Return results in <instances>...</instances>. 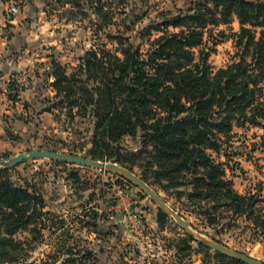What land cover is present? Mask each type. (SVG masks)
Returning a JSON list of instances; mask_svg holds the SVG:
<instances>
[{
  "label": "trees",
  "instance_id": "trees-1",
  "mask_svg": "<svg viewBox=\"0 0 264 264\" xmlns=\"http://www.w3.org/2000/svg\"><path fill=\"white\" fill-rule=\"evenodd\" d=\"M111 1L89 0L97 4L100 28L108 27L111 16L104 7ZM68 2L81 9L80 0ZM123 2L117 0V8ZM233 18L239 25L230 34L235 58L214 69L205 37L215 46L225 31L218 30L213 37L211 28L230 25ZM134 25L124 16L122 30L106 34L114 47L89 48L70 72L52 61L54 94L44 111L61 113L70 123L88 118L92 132L86 156L92 159L125 163L129 159L122 154L120 141L130 137L140 143L130 155L143 162L142 179L172 190L180 208L197 215L204 227L229 226L244 217L254 231L264 234L263 197L235 190L226 162L221 161L228 157L235 128L264 127V0H191L178 13L165 14L137 30L138 39L148 45L145 49L126 35ZM153 31L160 34L151 38ZM9 85L7 97L16 101L18 91L11 94L14 87ZM14 168L0 167V264H97L95 251L71 233L57 234L38 263L29 261L28 251L45 239L44 232L50 237L64 221L45 210L44 197L33 182L13 179ZM66 178L82 184L73 170ZM168 220L159 209L156 222L161 230ZM19 233L28 236L18 238ZM180 239L191 252H203L200 264H246L211 252L190 235Z\"/></svg>",
  "mask_w": 264,
  "mask_h": 264
},
{
  "label": "rangeland",
  "instance_id": "rangeland-1",
  "mask_svg": "<svg viewBox=\"0 0 264 264\" xmlns=\"http://www.w3.org/2000/svg\"><path fill=\"white\" fill-rule=\"evenodd\" d=\"M190 1L124 0L119 5L123 6L121 8H117V0L105 2L104 8L111 19L108 27L100 28L102 21L95 9L97 4L91 5L89 0H80L81 9L72 8L68 0H0V65L14 60L13 69L0 71V162H8L18 154L34 150L86 156L92 132L88 118H76L70 123L61 113L55 116L48 112V120L43 114L54 94L50 87L51 62L59 63L70 72L89 48L98 44L113 48L115 43L106 34H117V30H122L121 21L126 15L135 23L134 30L127 31L126 35H131L133 41L145 49L148 45L145 40L138 39L137 30L165 14L178 13ZM11 5L17 8L16 13L9 12ZM71 9L73 12L69 13ZM238 26L233 18L230 25L211 28L213 37L218 30L225 31L215 46L206 35L205 45L212 48L208 61L214 69L228 65L235 58L236 49L230 34L237 32ZM159 34L153 31L151 38ZM9 84L14 87L11 94L18 91L16 101L9 100L8 93L3 94L4 89L8 92ZM234 132L228 157H221V161L226 162L227 175L240 194L257 193L264 200V127H239ZM120 146L128 162L98 161L115 163L142 179L143 162L130 155L141 148L140 143L125 137ZM62 162L65 163L51 158H34L10 165L15 166L13 179L20 183L33 182L44 197L45 210L59 215L64 221L62 229L50 237L47 231L44 232L45 239L28 251L29 261L38 263L51 250L57 234L64 237L71 233L73 238L82 239L95 251L97 264H200L203 252H191L181 243L180 238L186 235L213 241L264 264V234L254 231L244 217L233 220L229 226L204 227L197 215H189L180 208L172 190L165 191L142 179L189 225L194 235L167 213L170 221H166L165 229L161 230L156 222L157 212L159 209L165 211L125 174L78 163L64 166L60 164ZM69 170L80 176L82 184L66 178ZM141 192L145 197H141ZM92 210L97 215L91 214ZM133 219L140 221L136 228L132 227ZM26 235L19 233L17 237ZM195 241L211 252H218ZM191 245L198 250L195 242Z\"/></svg>",
  "mask_w": 264,
  "mask_h": 264
},
{
  "label": "water",
  "instance_id": "water-1",
  "mask_svg": "<svg viewBox=\"0 0 264 264\" xmlns=\"http://www.w3.org/2000/svg\"><path fill=\"white\" fill-rule=\"evenodd\" d=\"M34 158H51V159H57L64 161L65 163H78L82 165H90L98 168H109L118 172H122L125 174L128 178H130L134 183H136L138 186H140L146 193H148L159 205L161 209L165 211L168 215L171 214L173 215L178 223L183 226L191 235H194L192 232V229H190L189 225L174 211L169 209L167 205L157 197V195L154 193V191L146 184L140 177L136 176L135 174L131 173L130 171L118 167L115 163H105V162H100L98 160L89 158L87 156H79V155H74V154H68V153H62V152H55L51 150H34V151H29L27 153H21L13 158H11L8 162H0V167H5V166H10L11 164H15L18 162H22L28 159H34ZM195 237V239L201 243H204L205 245L211 247L212 249L226 255L232 258H235L237 260H240L246 264H263L259 260L252 258L248 255H245L239 251L229 249L225 246L219 245L218 243H215L213 241L197 237V236H192Z\"/></svg>",
  "mask_w": 264,
  "mask_h": 264
},
{
  "label": "crops",
  "instance_id": "crops-1",
  "mask_svg": "<svg viewBox=\"0 0 264 264\" xmlns=\"http://www.w3.org/2000/svg\"><path fill=\"white\" fill-rule=\"evenodd\" d=\"M11 6H13V5H11ZM13 61L14 60H11V61H6V62H4V64L2 63V65H0V71H8L9 72V70H11V69H13V67H14V63H13ZM13 63V64H12ZM4 83V82H3ZM7 93V89H4V92H3V94H6ZM27 105H25V107H26ZM43 114H45V118L48 120L49 119V113L48 112H43Z\"/></svg>",
  "mask_w": 264,
  "mask_h": 264
},
{
  "label": "built area",
  "instance_id": "built-area-1",
  "mask_svg": "<svg viewBox=\"0 0 264 264\" xmlns=\"http://www.w3.org/2000/svg\"><path fill=\"white\" fill-rule=\"evenodd\" d=\"M9 12L10 13H16L17 12V8L15 6H10L9 7ZM140 224V221L139 220H136V219H133L132 221V227H138Z\"/></svg>",
  "mask_w": 264,
  "mask_h": 264
}]
</instances>
